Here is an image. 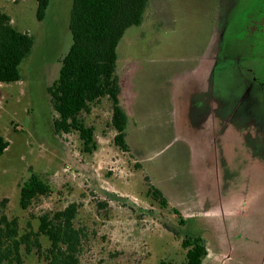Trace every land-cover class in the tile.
I'll list each match as a JSON object with an SVG mask.
<instances>
[{
    "label": "rangeland",
    "instance_id": "374dc122",
    "mask_svg": "<svg viewBox=\"0 0 264 264\" xmlns=\"http://www.w3.org/2000/svg\"><path fill=\"white\" fill-rule=\"evenodd\" d=\"M71 4L50 0L37 20L36 0H0L34 39L20 80L0 83L3 210L35 227L40 214L78 204L83 264L181 262L186 235L204 240L202 264H264V89L247 90L250 68L264 83V0H149L117 46L129 151L113 142L103 98L85 115L91 153L77 133L54 134L46 92L71 44ZM31 174L51 192L21 210L19 186Z\"/></svg>",
    "mask_w": 264,
    "mask_h": 264
},
{
    "label": "trees",
    "instance_id": "16d2710c",
    "mask_svg": "<svg viewBox=\"0 0 264 264\" xmlns=\"http://www.w3.org/2000/svg\"><path fill=\"white\" fill-rule=\"evenodd\" d=\"M50 0H36V18L42 20ZM149 0H72L68 28L71 44L60 59L57 77L47 86L54 111L53 132L56 135L77 133L82 151L97 148L94 127L85 122L103 98L110 105L109 126L115 131L113 142L129 151L126 141L128 116L120 105V82L116 73L117 46L126 29L143 21ZM33 36L18 31L11 17L0 10V83L20 80V64L30 54ZM8 142L0 135V155ZM51 192L50 186L36 174L19 186L18 204L27 210L31 203ZM148 195L160 206L168 202L157 188L150 186ZM7 199L0 200V264H83L80 259L84 230L75 226L78 204L44 212L21 226L18 217L3 210ZM181 222L184 219L172 207ZM185 257L181 262L161 260L160 264H201L207 254L200 236L186 235L181 241Z\"/></svg>",
    "mask_w": 264,
    "mask_h": 264
},
{
    "label": "flooded vegetation",
    "instance_id": "af4514ba",
    "mask_svg": "<svg viewBox=\"0 0 264 264\" xmlns=\"http://www.w3.org/2000/svg\"><path fill=\"white\" fill-rule=\"evenodd\" d=\"M249 71H250V73L248 72V74L250 75V77L247 80V87H248L247 90H250L251 89L250 87H253V86H256V85H259V86H256V87H258V88L261 87L262 89H264V83L263 82L260 83V81L259 82L257 81V79H258V78H256L257 75L255 76V73L252 70V68H250Z\"/></svg>",
    "mask_w": 264,
    "mask_h": 264
},
{
    "label": "crops",
    "instance_id": "0c3cea01",
    "mask_svg": "<svg viewBox=\"0 0 264 264\" xmlns=\"http://www.w3.org/2000/svg\"><path fill=\"white\" fill-rule=\"evenodd\" d=\"M11 21H13V20L11 19ZM208 83H209V82H208ZM208 83H206V84L208 85ZM202 92H203V93H206V90H203ZM198 96H199V97H200V96L202 97L201 94H199ZM216 100H217V99H216ZM198 102H199V104H201V103L205 104L206 100L203 99V100H199ZM206 105H209V104H206ZM213 107H215V109H217V107H221V103H220V102H214V103H213ZM214 115L216 116V113H215V112H214ZM213 120L216 121V117H213ZM214 125H216V123H214ZM206 256H207V254H206ZM206 256H205V257H206ZM205 257H204V258H205ZM204 258H203V260H204ZM203 260H202V262H203ZM201 264H202V263H201Z\"/></svg>",
    "mask_w": 264,
    "mask_h": 264
}]
</instances>
